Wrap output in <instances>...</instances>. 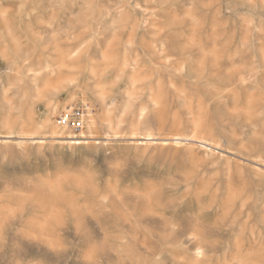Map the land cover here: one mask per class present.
I'll list each match as a JSON object with an SVG mask.
<instances>
[{
	"label": "rangeland",
	"instance_id": "1",
	"mask_svg": "<svg viewBox=\"0 0 264 264\" xmlns=\"http://www.w3.org/2000/svg\"><path fill=\"white\" fill-rule=\"evenodd\" d=\"M0 264H264V0H0Z\"/></svg>",
	"mask_w": 264,
	"mask_h": 264
},
{
	"label": "built area",
	"instance_id": "2",
	"mask_svg": "<svg viewBox=\"0 0 264 264\" xmlns=\"http://www.w3.org/2000/svg\"><path fill=\"white\" fill-rule=\"evenodd\" d=\"M85 116L83 108L73 107L62 112L57 118V123L63 128L79 132L85 127Z\"/></svg>",
	"mask_w": 264,
	"mask_h": 264
},
{
	"label": "bare ground",
	"instance_id": "3",
	"mask_svg": "<svg viewBox=\"0 0 264 264\" xmlns=\"http://www.w3.org/2000/svg\"><path fill=\"white\" fill-rule=\"evenodd\" d=\"M25 61H28V59H25ZM18 73H21L20 70L18 71ZM11 137H5L4 139H10ZM39 142H42V139L38 140ZM84 143H86L85 140H83ZM165 142V141H164ZM71 144H80L81 142L79 140H74V141H70ZM141 144V143H140Z\"/></svg>",
	"mask_w": 264,
	"mask_h": 264
}]
</instances>
